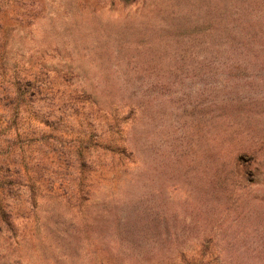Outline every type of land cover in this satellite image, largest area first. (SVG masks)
Returning <instances> with one entry per match:
<instances>
[{
  "label": "rangeland",
  "instance_id": "rangeland-1",
  "mask_svg": "<svg viewBox=\"0 0 264 264\" xmlns=\"http://www.w3.org/2000/svg\"><path fill=\"white\" fill-rule=\"evenodd\" d=\"M1 1L11 14L21 7ZM30 1L31 22L11 21L8 58L59 79L0 132L2 146L14 139L8 158L39 160L42 180L30 192L21 175L4 198L0 264H264V67L207 65L200 43V57L178 58L177 42L156 32L173 0ZM224 3L264 26V0ZM189 4L182 15L198 30L189 11L200 1ZM167 41L169 53L152 61L132 52ZM81 88L94 107L67 101ZM4 115L0 107L2 126ZM149 205L163 220L132 224Z\"/></svg>",
  "mask_w": 264,
  "mask_h": 264
},
{
  "label": "trees",
  "instance_id": "trees-1",
  "mask_svg": "<svg viewBox=\"0 0 264 264\" xmlns=\"http://www.w3.org/2000/svg\"><path fill=\"white\" fill-rule=\"evenodd\" d=\"M4 1L21 6L16 9L14 14H11L9 10L2 8V1L0 0V107L5 112L3 117L5 126L0 124V132L2 129L5 131V128L9 132L16 125V118L19 115L21 117L32 115L35 103L46 99L45 95L50 88H54L53 83H57L59 77L56 74L51 76L49 72H44L43 66L37 72H32V66L25 67L18 61L10 62L6 43L10 32L17 28V22L11 21L26 19L29 24L33 18L34 2L30 0ZM199 1L198 10L193 8L194 10L189 11L191 16L197 20L198 30H195L191 21L182 15L183 11L187 12L185 6L193 7V4L192 6L189 4V0H173L172 10L169 13L171 22L158 27L159 29L156 30L162 35H170L171 39L173 38L172 42H177L174 43L176 44L177 57L183 59L200 57L195 50L196 45L200 43L203 52L200 62H205L207 65H212L219 60H232L238 66L242 64L241 61L249 59L256 62L258 66L264 67V26L260 29L252 28L244 18L246 13H241L242 11L236 9L229 12L224 0ZM149 30L152 31L153 29L150 28ZM141 44V46H135L132 52L137 56H142L143 52H148L152 56L151 61L155 59V56L160 58V56L163 57L169 53V41L164 42L162 46L150 42H142ZM172 57L174 58L173 53ZM230 63L233 64V62ZM136 67V64L133 65V69ZM138 69L137 72H139ZM27 74L30 76H26ZM68 77L69 73L65 72L63 78ZM63 78L62 82H66V79ZM69 91L78 94V96L74 98L71 93H68V102H82V105L89 103L90 107L95 106L92 95L85 88ZM60 94L66 93L60 92ZM44 123L48 124V120H45ZM88 124H91V121ZM15 136L18 137V134L15 133ZM13 144L14 139L10 142V138L3 140V146L0 142V223L6 221L5 215H8L7 209L10 205L9 201L5 202L4 198L12 200L11 197H13L14 199V191L19 189L15 185L23 183L24 180L20 178L21 175L27 177L24 183L30 192L40 189L42 185L40 169L38 168L40 161L30 159L31 161L27 165L26 162L18 164L12 162L8 155L10 151L14 150L13 148L9 149V146H13ZM85 150L86 147L82 144H79L74 150L81 166L84 165L83 153ZM125 153L126 150L122 149L120 154L125 156ZM76 191L83 199L85 195L83 196L81 184H78ZM158 220H163V214L160 210L149 205L137 216H134L130 222L132 224H146L155 223ZM97 264H110V262L98 260Z\"/></svg>",
  "mask_w": 264,
  "mask_h": 264
}]
</instances>
